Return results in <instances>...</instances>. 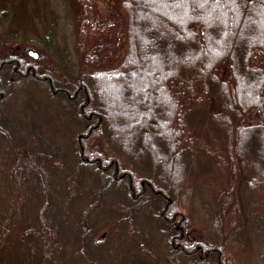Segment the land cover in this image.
<instances>
[{
	"label": "trees",
	"instance_id": "obj_1",
	"mask_svg": "<svg viewBox=\"0 0 264 264\" xmlns=\"http://www.w3.org/2000/svg\"><path fill=\"white\" fill-rule=\"evenodd\" d=\"M69 1L97 30L77 67L0 33L11 43L0 135L27 127L0 161V264H233L226 246L249 243L263 255L264 0H118L104 14L96 0ZM9 4L0 22L13 21ZM119 36L125 52L104 67ZM16 81L58 98L76 128L68 150L52 146L42 113L22 123L4 112ZM195 174L207 181L193 189ZM108 206L116 226L99 211ZM185 208L202 209L201 229Z\"/></svg>",
	"mask_w": 264,
	"mask_h": 264
},
{
	"label": "rangeland",
	"instance_id": "obj_2",
	"mask_svg": "<svg viewBox=\"0 0 264 264\" xmlns=\"http://www.w3.org/2000/svg\"><path fill=\"white\" fill-rule=\"evenodd\" d=\"M157 2L156 0H151L150 6H156ZM8 3H10L9 11L13 15V21L11 23L7 20L0 22V33L9 28L18 31L20 39L18 38L15 42L25 47L26 50L42 51L47 57L49 50H52L51 52L53 53H49V57L51 55L64 61L69 58L71 62L75 63L74 66L77 67L84 47L96 39L97 30H86L83 28L81 14L69 0H0V14ZM11 4H14L13 9L10 7ZM106 4L107 6H117L118 0H96V10L100 14H104ZM167 10L171 11V8H167ZM43 43H47L48 46L46 47ZM5 45H11V43L7 41L1 43L0 50H3ZM125 49L126 40L124 36H119L116 49L106 54L103 66L114 67L118 65ZM146 52H148L147 49L139 51L141 54ZM141 66L144 67V63ZM18 82L16 81L14 93L3 102L4 112L6 111L8 115L13 116L16 120L19 119L22 123L29 120L27 114H33L32 109L34 112L42 113L44 118L47 119L49 126L48 133L45 131L44 134L55 139L52 146L68 150L70 145L69 140L76 128L58 98L49 94L47 86L44 84L34 82L26 85ZM109 103L113 106L112 100L109 99ZM124 103L123 101L122 104ZM113 121L115 123V131L118 127L125 128L128 123L117 116L113 117ZM28 127L31 129L33 126L29 124ZM25 128L27 127L21 128L16 124L6 127L7 132H3L0 135V161L9 160L14 157L13 143L24 135V132H26ZM132 137L129 136L128 139L132 140ZM27 145L31 144L28 143ZM36 145L40 146L33 144V146ZM160 153L162 154V151ZM157 155L158 153H156ZM147 157L149 162L152 157L150 155H147ZM142 162L146 161L142 160ZM198 167L202 169V162L200 160L198 161ZM198 179L207 181V177L203 175H192L191 188L194 189L199 186ZM81 182L82 185H89V181L86 178H81ZM95 188L94 186L93 189ZM116 195L117 192H115L113 197ZM104 210L99 209L100 213H104H102L104 220L108 219V222L112 226H116L114 220L117 214L116 211L112 206H108ZM183 212L190 215L194 231L203 227L206 217L201 208H196L193 211L185 208ZM94 215L98 217V214L94 213ZM262 228L264 229V223H262ZM252 246L251 243L240 247L229 244L226 246V253L233 264H264V254H259Z\"/></svg>",
	"mask_w": 264,
	"mask_h": 264
},
{
	"label": "water",
	"instance_id": "obj_3",
	"mask_svg": "<svg viewBox=\"0 0 264 264\" xmlns=\"http://www.w3.org/2000/svg\"><path fill=\"white\" fill-rule=\"evenodd\" d=\"M28 53L31 54L34 57L38 56V53L36 51L31 50V49L28 50Z\"/></svg>",
	"mask_w": 264,
	"mask_h": 264
},
{
	"label": "flooded vegetation",
	"instance_id": "obj_4",
	"mask_svg": "<svg viewBox=\"0 0 264 264\" xmlns=\"http://www.w3.org/2000/svg\"><path fill=\"white\" fill-rule=\"evenodd\" d=\"M26 52H27V54L30 55L31 57L36 58V57H34V56H32L31 54L28 53V49L26 50Z\"/></svg>",
	"mask_w": 264,
	"mask_h": 264
}]
</instances>
